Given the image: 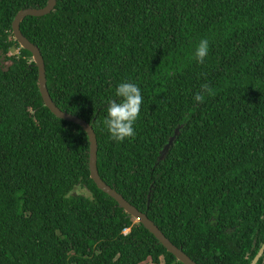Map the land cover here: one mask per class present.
I'll return each mask as SVG.
<instances>
[{"label": "trees", "instance_id": "16d2710c", "mask_svg": "<svg viewBox=\"0 0 264 264\" xmlns=\"http://www.w3.org/2000/svg\"><path fill=\"white\" fill-rule=\"evenodd\" d=\"M47 2L0 0V264H183L98 188L86 131L45 106L12 23ZM21 30L54 103L93 126L101 178L198 264H250L264 243V0H56ZM121 82L143 104L117 142L103 121ZM204 83L215 95L197 103Z\"/></svg>", "mask_w": 264, "mask_h": 264}, {"label": "water", "instance_id": "95a60500", "mask_svg": "<svg viewBox=\"0 0 264 264\" xmlns=\"http://www.w3.org/2000/svg\"><path fill=\"white\" fill-rule=\"evenodd\" d=\"M56 5V0H48L47 4L41 8H25L20 10L12 23V30L14 38L18 41L20 47L29 50L32 53V59L36 66L38 67V84L39 89L44 101L45 106H47L51 112L56 115L58 118L64 119L66 121L73 122L81 126L89 137L90 142V156H89V168L90 176L93 181L96 183L99 189L107 193L109 196L114 198L118 205L125 210L136 222L143 224L157 239L158 241L170 252L172 253L179 261L183 264H198L194 261L187 253L183 251L182 248L175 245L156 225V223L150 219L146 212L139 210L133 204H131L122 194H120L114 187L107 184L100 176L98 170V141L96 133L93 129V126L85 119L74 115L67 111L59 108L54 101L52 100L48 87H47V77H46V67L44 57L41 53L40 48L31 42L21 30V22L27 16H44L51 13ZM180 127L175 129L174 135L170 137L169 141L165 144L159 159H163L167 154L170 146L173 144L176 136L178 135ZM150 201V200H149ZM264 254V243L261 246L258 253L255 255L254 259L250 264H257L260 258Z\"/></svg>", "mask_w": 264, "mask_h": 264}, {"label": "clouds", "instance_id": "9594fccd", "mask_svg": "<svg viewBox=\"0 0 264 264\" xmlns=\"http://www.w3.org/2000/svg\"><path fill=\"white\" fill-rule=\"evenodd\" d=\"M209 41L201 39L195 50V58L203 63L209 52ZM214 89L207 83L201 85L194 100L203 103L206 96H214ZM115 96L119 99L108 101L107 118L103 121L110 133L111 139L123 142L125 139L134 138L136 129L134 125L140 117L143 96L140 87L133 82H121L115 90Z\"/></svg>", "mask_w": 264, "mask_h": 264}, {"label": "rangeland", "instance_id": "374dc122", "mask_svg": "<svg viewBox=\"0 0 264 264\" xmlns=\"http://www.w3.org/2000/svg\"><path fill=\"white\" fill-rule=\"evenodd\" d=\"M17 51H18L17 48L14 47L13 50H12V53H17ZM76 192L84 193V194L89 195V191L87 189H85V188H82V187H77L76 188ZM126 231H129V229H127Z\"/></svg>", "mask_w": 264, "mask_h": 264}, {"label": "flooded vegetation", "instance_id": "af4514ba", "mask_svg": "<svg viewBox=\"0 0 264 264\" xmlns=\"http://www.w3.org/2000/svg\"><path fill=\"white\" fill-rule=\"evenodd\" d=\"M260 250V249H259ZM264 255V254H263Z\"/></svg>", "mask_w": 264, "mask_h": 264}]
</instances>
